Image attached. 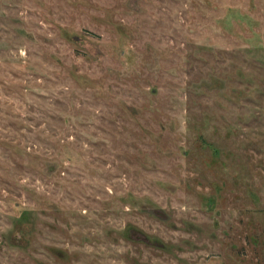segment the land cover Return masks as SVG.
I'll use <instances>...</instances> for the list:
<instances>
[{
  "label": "rangeland",
  "instance_id": "374dc122",
  "mask_svg": "<svg viewBox=\"0 0 264 264\" xmlns=\"http://www.w3.org/2000/svg\"><path fill=\"white\" fill-rule=\"evenodd\" d=\"M0 264H264V0H0Z\"/></svg>",
  "mask_w": 264,
  "mask_h": 264
}]
</instances>
